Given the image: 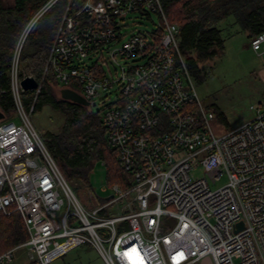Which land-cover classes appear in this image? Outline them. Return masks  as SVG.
I'll return each instance as SVG.
<instances>
[{"label":"built area","instance_id":"obj_1","mask_svg":"<svg viewBox=\"0 0 264 264\" xmlns=\"http://www.w3.org/2000/svg\"><path fill=\"white\" fill-rule=\"evenodd\" d=\"M60 1L47 0L31 17L12 56L20 120L0 119V212H17L28 236L0 252V264L20 246L29 264H50L83 245L105 264H195L206 256L264 264V109L230 131L214 129L179 25L161 0H65L43 76L52 73L102 109L107 142L128 174L124 185L105 186L104 197L90 192L96 203L76 194L23 103L21 80L33 74L19 71L28 33ZM133 13L161 21L124 37ZM249 40L260 51L264 30Z\"/></svg>","mask_w":264,"mask_h":264},{"label":"trees","instance_id":"obj_2","mask_svg":"<svg viewBox=\"0 0 264 264\" xmlns=\"http://www.w3.org/2000/svg\"><path fill=\"white\" fill-rule=\"evenodd\" d=\"M46 1L13 0L9 3L0 0V109L6 117H11L7 115L15 109L10 90V68L17 40L31 17ZM161 1L168 18L179 25L181 51L190 72L199 78L205 75L204 62L224 51L222 22L227 16L233 15L234 20L248 30L249 37L264 30V0ZM65 2L60 1L51 8L52 21L38 29L35 25L28 33L20 56L21 75L22 62L27 63L26 68H33L38 80L43 75L45 52H48L55 36L51 32L56 33L58 29ZM27 43L33 47L32 51H23ZM48 75L56 80L52 73L45 76ZM22 99L25 106L33 105V110L48 104L65 116L61 134L46 130L42 137L57 162L67 173L70 171L69 176L81 175L82 169L90 167L93 157H100L113 163L107 172L110 183L124 185L128 174L117 161L115 149L107 142V128L102 115L94 111L92 106L88 112L86 105L63 97L58 99L47 84L41 85L40 90L22 91ZM86 114L88 119H84ZM77 126H80L82 133L72 132ZM27 236L24 222L17 212H0V252L20 244Z\"/></svg>","mask_w":264,"mask_h":264},{"label":"rangeland","instance_id":"obj_3","mask_svg":"<svg viewBox=\"0 0 264 264\" xmlns=\"http://www.w3.org/2000/svg\"><path fill=\"white\" fill-rule=\"evenodd\" d=\"M4 1L13 2V0ZM51 12L52 9L37 21L35 24L37 29L38 27L46 26L48 22L52 21ZM160 21L161 18L156 13H152L151 17H141L133 13L126 19L122 32L124 37H127L138 30L157 28V24ZM51 33L54 36V31ZM224 37L226 39L223 53L204 62L205 75L203 78L193 75L194 83L203 105L215 115L212 119V124L217 132L230 131L253 119L259 108L264 109V55L257 53L251 46H247L250 40L244 33H235L233 36H228L226 31V33L224 32ZM32 50L33 47L30 43H27L23 51ZM45 54L44 65L48 52L46 51ZM25 65L27 63L22 62L23 69L21 73L33 74V68L30 67L28 69ZM38 81L40 87L43 84L50 86L56 98L60 99L62 97L61 88L64 86L54 80L51 75L47 77L41 75ZM34 97H36V94ZM31 106H25V108L41 135L46 130H52L57 134L62 133V123L65 116L60 111L48 104L30 111ZM85 107L90 112L91 107L87 105ZM96 107L93 106V110L102 115V109L96 110ZM7 116H11L17 122L20 120L16 109ZM84 119H88L87 114ZM78 131H81L80 126L72 130L74 133H78ZM94 158L96 157H93L90 167L82 169L79 176H69L70 171L67 173L63 166L57 162L76 194L88 205L96 203L94 199H91L90 192L96 193L98 197H104L107 192L103 191V188L111 184V179L108 178L107 172L109 165L111 166L112 164L113 166V163H108L109 161L105 158ZM193 173L195 176L204 175V171L201 168H196ZM225 182L226 176L224 175L216 183H212V187L216 188ZM50 264H105V262L94 247L83 245L73 248L66 255L57 258Z\"/></svg>","mask_w":264,"mask_h":264},{"label":"crops","instance_id":"obj_4","mask_svg":"<svg viewBox=\"0 0 264 264\" xmlns=\"http://www.w3.org/2000/svg\"><path fill=\"white\" fill-rule=\"evenodd\" d=\"M222 29H223L222 30L223 36H224V32L226 33V31H227L228 36H233L235 33H244V34L247 35L248 39H250V37L248 36V30L244 29L240 24H238L234 20L233 15H229L223 20ZM224 45H225V41H224ZM247 46H250V42L247 43ZM257 53H259L261 55L262 54L264 55V46ZM198 263H201V264H213V261H212V258L210 256H206L202 260L196 262L195 264H198ZM7 264H29V258H28V255H27L26 248L24 246L18 247L15 250L13 260L10 261Z\"/></svg>","mask_w":264,"mask_h":264},{"label":"water","instance_id":"obj_5","mask_svg":"<svg viewBox=\"0 0 264 264\" xmlns=\"http://www.w3.org/2000/svg\"><path fill=\"white\" fill-rule=\"evenodd\" d=\"M21 84L24 90H34L38 87L39 81L34 75L25 76L21 80ZM62 97L83 105L87 106H95V103H91L88 99H86L79 91L71 88V87H62L61 88ZM96 110H99L96 107ZM6 117L5 113L0 109V119H4ZM243 223L239 222L238 226L242 227Z\"/></svg>","mask_w":264,"mask_h":264},{"label":"bare ground","instance_id":"obj_6","mask_svg":"<svg viewBox=\"0 0 264 264\" xmlns=\"http://www.w3.org/2000/svg\"><path fill=\"white\" fill-rule=\"evenodd\" d=\"M23 78H24V77H23ZM23 78H22V79H23Z\"/></svg>","mask_w":264,"mask_h":264}]
</instances>
